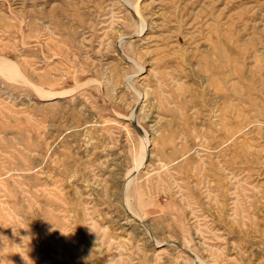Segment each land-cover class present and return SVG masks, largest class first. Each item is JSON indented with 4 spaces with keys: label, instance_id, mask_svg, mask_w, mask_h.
I'll use <instances>...</instances> for the list:
<instances>
[{
    "label": "rangeland",
    "instance_id": "374dc122",
    "mask_svg": "<svg viewBox=\"0 0 264 264\" xmlns=\"http://www.w3.org/2000/svg\"><path fill=\"white\" fill-rule=\"evenodd\" d=\"M0 264H264V0H0Z\"/></svg>",
    "mask_w": 264,
    "mask_h": 264
}]
</instances>
